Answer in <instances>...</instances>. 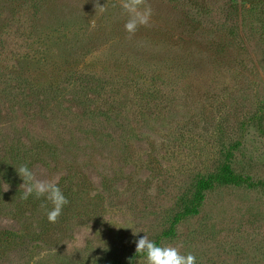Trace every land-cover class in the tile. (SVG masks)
<instances>
[{
    "label": "rangeland",
    "instance_id": "374dc122",
    "mask_svg": "<svg viewBox=\"0 0 264 264\" xmlns=\"http://www.w3.org/2000/svg\"><path fill=\"white\" fill-rule=\"evenodd\" d=\"M122 3L0 0V264H264V0Z\"/></svg>",
    "mask_w": 264,
    "mask_h": 264
},
{
    "label": "clouds",
    "instance_id": "9594fccd",
    "mask_svg": "<svg viewBox=\"0 0 264 264\" xmlns=\"http://www.w3.org/2000/svg\"><path fill=\"white\" fill-rule=\"evenodd\" d=\"M143 2L144 0H123L122 8L129 17L124 28L130 34H134L139 26L147 25L149 22L151 10L146 7L141 10ZM17 171L26 185L22 199L34 197L49 202L51 208L47 210V219L50 223H55L69 203L58 183L37 179L27 165H22ZM135 244L136 253L145 257L146 264H198L197 257L191 252L182 254L179 246L163 245L149 239L146 233L138 237Z\"/></svg>",
    "mask_w": 264,
    "mask_h": 264
}]
</instances>
